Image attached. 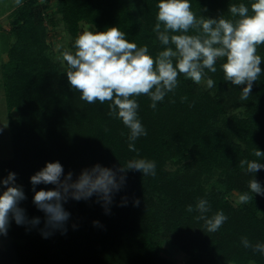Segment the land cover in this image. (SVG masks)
<instances>
[{"label": "trees", "instance_id": "1", "mask_svg": "<svg viewBox=\"0 0 264 264\" xmlns=\"http://www.w3.org/2000/svg\"><path fill=\"white\" fill-rule=\"evenodd\" d=\"M37 2L26 0L13 20L16 40L9 49L4 87L8 108H17L20 115L11 123L13 155L0 158V178L9 172L17 174L16 182L26 195L20 207L29 219L39 217L40 224L17 225L12 220L4 235L12 240L0 259L6 264H176L159 252L161 240L167 238L189 254L186 264L249 260L264 264V254L241 243L245 236L253 244L264 243V196L253 194V200L240 205L228 198L233 189L249 191L248 182L254 175L241 169L239 161L257 159L255 148L264 152V72L247 101L240 100L243 86L224 81L219 67L222 61L217 62L215 74L208 73L216 87L209 89L181 76L175 94L169 93L155 111L147 96L137 97L138 116L147 131V136L135 141L137 156L128 149L129 130L108 115V103L81 100L80 93L70 88L66 73L50 59L47 13ZM158 2L58 0L57 7L73 35L81 20L93 23L97 31L117 26L126 39L147 45L155 56L163 50L152 30ZM189 2L197 17L222 14L231 18L229 4L248 5L251 0ZM258 54L264 60V45ZM261 68L264 70V62ZM184 96L187 100L182 102ZM176 156L179 163L189 159L194 166L169 168L168 160ZM133 158L154 160L156 175L130 170L125 187L114 196L107 212L95 202V196L87 201L69 200L64 204L70 213L67 231L44 228L45 214L33 203L30 177L47 162L59 161L65 174L72 171L75 178L96 163L118 167ZM259 162L264 164V158ZM211 171H219L221 176L208 187L204 175ZM254 178L264 187V169ZM53 187L40 184L36 190ZM125 196L127 203L120 206ZM198 198L209 201L208 216L222 210L228 217L217 232L208 233L203 221L195 219L198 213L186 211L189 204L195 207ZM134 199L140 201L138 206ZM41 230L51 234L45 237Z\"/></svg>", "mask_w": 264, "mask_h": 264}, {"label": "clouds", "instance_id": "2", "mask_svg": "<svg viewBox=\"0 0 264 264\" xmlns=\"http://www.w3.org/2000/svg\"><path fill=\"white\" fill-rule=\"evenodd\" d=\"M14 3L21 6L22 0H14ZM156 8L152 30L163 50L155 56L150 54L147 45L138 46L126 39V33L117 26L104 31L86 28L75 38L73 50L65 49L60 56L70 88L79 92L80 99L88 104L108 103V115L120 120L129 130L128 149L137 156L135 141L147 136L138 116L137 97L147 96L151 101L149 106L155 111L169 93L175 94L181 76L197 85L205 84L209 89L216 87L208 73L215 74L217 62L222 61L219 67L224 81L243 86L240 100L247 101L253 85L264 72L261 68L264 60L258 54V48L264 45V0H251L248 5L229 4L227 11L231 18L222 14L215 18L197 17L189 0H159ZM186 100V96L181 97L182 102ZM253 155L257 159L239 161L241 169L254 175L248 182L249 191L238 195L237 204H247L253 200V194L264 196V187L254 178L264 169V164L259 162L264 152L255 148ZM130 170L154 177L156 162L133 158L118 167L96 163L83 168L75 178L72 171L65 174L59 161L47 162L30 177L33 203L45 214L44 228L67 231L70 213L64 204L69 200L87 201L95 196V202L101 203L107 212L114 196L125 187ZM16 180L15 172L0 178V235H7L12 220L17 225L35 227L40 224L39 217L29 219L26 210L20 207L26 195ZM40 184L54 187L37 191L36 186ZM127 199L122 197L120 206L126 204ZM139 203L138 199L133 200L134 206ZM186 211L198 213L195 219L203 221L208 233L217 232L228 219L222 210L208 216L211 205L205 198H198L195 207L189 204ZM41 231L45 237L51 234ZM241 243L253 252L264 254V243L253 244L246 236L241 237Z\"/></svg>", "mask_w": 264, "mask_h": 264}, {"label": "rangeland", "instance_id": "3", "mask_svg": "<svg viewBox=\"0 0 264 264\" xmlns=\"http://www.w3.org/2000/svg\"><path fill=\"white\" fill-rule=\"evenodd\" d=\"M25 1L22 0V4ZM57 2L58 0H50L48 2L46 0H38L37 6L42 8L43 12L47 13L45 17L47 23L46 40L50 45L48 50L50 59L57 65L59 71L64 72L65 65L60 59L61 52L65 49L73 50L74 40L83 30L87 28L92 31H97V28L93 23L87 20H81L77 35H73L67 29L63 14L58 10ZM19 7L15 5L14 0H0V158H8L13 155L11 123L20 115V111L17 108H8L4 87V71L9 61V49L16 40V35L13 33V20L15 18V12ZM202 85L205 86V84ZM239 111L241 110L239 109ZM179 156L168 160L167 166L174 169L180 165L183 170L189 166H194L189 162V159H185L182 164L179 163L181 162ZM220 176L221 173L219 171H211L207 175H204V182L210 187L217 182ZM240 193L237 189H233L228 193V198L234 205H240L236 203ZM11 240V237L0 235V253L5 250L6 245ZM159 252L162 256L169 258L176 264H186L189 259V254L180 248L176 242L172 241V239L163 238L160 242ZM0 264L6 263L0 259ZM228 264L258 263L254 260H249L247 262L230 261Z\"/></svg>", "mask_w": 264, "mask_h": 264}]
</instances>
